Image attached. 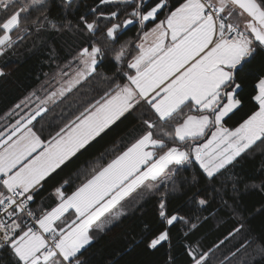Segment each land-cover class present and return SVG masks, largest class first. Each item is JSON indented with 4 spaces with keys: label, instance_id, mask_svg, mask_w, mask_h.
Here are the masks:
<instances>
[{
    "label": "snow or ice",
    "instance_id": "6c2138e0",
    "mask_svg": "<svg viewBox=\"0 0 264 264\" xmlns=\"http://www.w3.org/2000/svg\"><path fill=\"white\" fill-rule=\"evenodd\" d=\"M25 52L0 264H264V0H0V79Z\"/></svg>",
    "mask_w": 264,
    "mask_h": 264
},
{
    "label": "trees",
    "instance_id": "16d2710c",
    "mask_svg": "<svg viewBox=\"0 0 264 264\" xmlns=\"http://www.w3.org/2000/svg\"><path fill=\"white\" fill-rule=\"evenodd\" d=\"M23 52V49L21 50ZM46 55L41 53L33 55L24 53L18 60L12 58L9 61L10 65L19 64L20 67L13 73L7 80L0 79V113L5 111L14 102L21 98L27 91L36 87L39 81V76L43 79V73L48 72L55 67V65H49L45 63ZM115 135V134H113ZM259 161H254L247 165V171L250 173L255 166H258ZM259 197H252L249 201L250 204H257ZM258 206V204H257ZM207 215V213H205ZM233 221L225 215L217 217V219L210 221L203 226L200 232L197 234V238L203 240L204 243H212L218 236L226 233ZM255 224H259V220L254 221ZM111 247L101 245L97 250V255L94 257V264H105L107 258L110 257Z\"/></svg>",
    "mask_w": 264,
    "mask_h": 264
}]
</instances>
